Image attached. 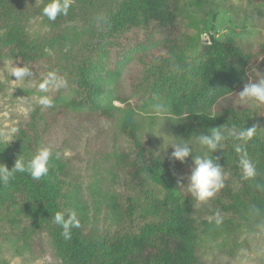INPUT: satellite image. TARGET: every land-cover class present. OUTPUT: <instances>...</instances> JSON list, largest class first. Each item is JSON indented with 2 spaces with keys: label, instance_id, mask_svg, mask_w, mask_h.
Segmentation results:
<instances>
[{
  "label": "trees",
  "instance_id": "obj_1",
  "mask_svg": "<svg viewBox=\"0 0 264 264\" xmlns=\"http://www.w3.org/2000/svg\"><path fill=\"white\" fill-rule=\"evenodd\" d=\"M48 3L0 0V60L37 73L39 86L53 84L52 98L64 109L88 110L118 128L127 147L115 153L113 167L136 189L100 225V206L82 201L74 179L78 156H53L41 179L17 172L0 183V236L33 251L46 234L62 264H210L206 254L217 256L223 246L215 240L243 226L264 227V103L239 96L264 79V43L222 41L214 25L202 35L209 15H217L207 10L209 0H70L68 14L55 20L43 14ZM78 18L82 26L61 27ZM159 110L179 117L192 135L224 133L222 147L211 152L224 186L208 201L186 190L176 160L142 138L138 115ZM35 119L16 150L0 146V164L11 169L38 152ZM233 126L255 132L238 140L228 135ZM244 153L257 168L250 180L241 174ZM58 211L80 220L71 239L53 222Z\"/></svg>",
  "mask_w": 264,
  "mask_h": 264
},
{
  "label": "rangeland",
  "instance_id": "obj_2",
  "mask_svg": "<svg viewBox=\"0 0 264 264\" xmlns=\"http://www.w3.org/2000/svg\"><path fill=\"white\" fill-rule=\"evenodd\" d=\"M207 10H213L217 15L215 19L209 15L202 35L207 34L214 25V32L222 41L250 48L264 43L263 0H209ZM82 25L83 19L78 18L65 21L61 27ZM17 67L22 66L7 58L0 60V146L8 153L16 150L21 131L35 114L36 132L40 133L37 151L50 147L53 156H78L74 168L77 188L83 202L93 207L94 200L100 206L98 222L102 225L105 217L113 215L114 208L120 209L127 192L136 189L124 173L113 167L115 153L127 147L124 135L88 110L64 109L62 103L52 98L51 92L55 86L49 84L42 89L38 85L37 73L28 70V76L17 80L11 75ZM121 88L124 93L127 92L125 83ZM42 97L50 98L52 106H42L39 103ZM137 118L142 138L161 156L172 158L175 144L189 145L192 151L186 161H176L185 188L190 191L189 178L195 167L194 157L207 155L211 158V152L199 144V136L183 129L179 117L165 110L143 111ZM89 212L93 213V208ZM2 224L5 221L0 222V232ZM2 236L5 235L0 236V264H62L50 236L46 234L42 246L33 251ZM214 244L223 246L215 251L217 256L206 254L210 264H264V227L243 226L225 240H215Z\"/></svg>",
  "mask_w": 264,
  "mask_h": 264
},
{
  "label": "clouds",
  "instance_id": "obj_3",
  "mask_svg": "<svg viewBox=\"0 0 264 264\" xmlns=\"http://www.w3.org/2000/svg\"><path fill=\"white\" fill-rule=\"evenodd\" d=\"M70 6V0H49V3L43 8V14L48 19L55 20L58 15H67ZM11 75L19 80L28 76L29 71L25 67H17L12 70ZM49 77L55 79L52 73L49 74ZM40 87L43 89L45 85L41 84ZM239 96L241 100L248 99L264 103V79L247 83L239 93ZM39 103L44 107L52 106V100L48 97H42ZM254 132L255 127L237 131L236 127L233 126L228 130V135L238 140H247L253 136ZM224 140L225 135L219 129H213L210 134L201 135L198 138L199 144L207 148L210 152H214L218 147H222ZM236 150L237 152H241L239 145H237ZM191 151V148L186 143L175 144L174 151L171 155L173 159L184 163L190 156ZM57 155L59 154L57 153ZM52 156V149L50 147H44L27 162L18 158L11 169L7 165L0 164V183L7 185L17 172H27L33 179H41L49 172V161ZM239 163L243 179L250 180L256 177V165L247 157L246 153L241 155ZM194 164L195 167L189 178L190 191L197 200L206 202L224 186L222 168L207 155L194 157ZM53 222L63 229L61 235L66 240L71 239V230L73 228L80 227V220L75 212L65 213L58 211L53 217ZM217 223H219V220H217Z\"/></svg>",
  "mask_w": 264,
  "mask_h": 264
}]
</instances>
